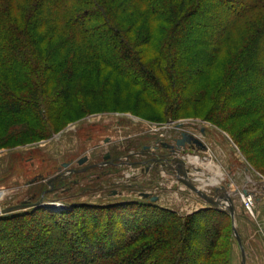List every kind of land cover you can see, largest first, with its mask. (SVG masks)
Segmentation results:
<instances>
[{"label": "trees", "instance_id": "1", "mask_svg": "<svg viewBox=\"0 0 264 264\" xmlns=\"http://www.w3.org/2000/svg\"><path fill=\"white\" fill-rule=\"evenodd\" d=\"M205 1L0 0V129L7 130L4 135L0 131V147L21 134L47 136L45 125H39L44 120L42 100L58 107L73 105L77 112L96 105L98 92L108 83L96 88L80 83L74 74L77 64L90 61L138 87L152 103L166 106L161 118L178 115L190 100L210 102L208 115L224 123L264 115V0H213L222 5L221 15L235 7L230 18L220 19L211 37L184 38L188 20L205 21ZM132 9L147 23L170 24L155 43L153 67L137 52L138 44L151 46V30L136 43L117 27L119 12ZM254 14L261 17L257 26L233 43L234 30ZM228 47L237 49L228 64L221 65L220 83L202 86L194 92L200 97L186 95L179 103L173 94L184 95L187 86L196 87ZM54 71L58 76H51ZM163 76L168 88L160 85ZM51 82L58 84L56 89ZM179 82L181 90L176 89ZM80 88L90 93V103L78 97ZM260 125L253 120L242 133L253 134ZM228 236L229 213L210 206L185 215L139 202L81 204L63 211L39 207L0 216V264H231Z\"/></svg>", "mask_w": 264, "mask_h": 264}, {"label": "rangeland", "instance_id": "2", "mask_svg": "<svg viewBox=\"0 0 264 264\" xmlns=\"http://www.w3.org/2000/svg\"><path fill=\"white\" fill-rule=\"evenodd\" d=\"M205 2V9L208 7V10L204 9L205 21L197 24L188 20L184 28V38H203L208 37L207 35L211 37V31L217 29V22L220 19L228 20L235 10V7L231 6L221 15V4L213 0ZM141 17L135 14L133 9L119 12L116 24L126 38L136 43L146 31L151 30V46L138 44L137 52L142 55L143 62L153 67L157 58L155 43L162 39L170 24L157 20L147 23ZM260 18V15L254 14L245 21V25L234 30L233 43H240L247 33L251 32L252 27L257 26ZM44 32L41 31L42 34ZM236 49L228 47L222 50L215 65L207 69L196 87L187 86L183 89L186 90L184 95L183 91L181 95L180 92L173 94L178 98V102H182L181 99H185L186 95L187 99L191 95L194 96L196 89L200 90L202 86H217L223 76L221 65L225 67L228 64V59ZM74 68L75 79L80 83L96 88L108 83L107 89L100 90L97 94L99 102L86 106L88 108L84 112H77L78 109L73 105L58 107L55 103L54 105L50 101L42 100L39 105L44 120L39 125H45L44 132L47 136L37 139L22 137L21 134L18 140H11L0 147V209L20 204L22 201L35 203L44 191L52 188L44 193V198L38 205L21 208L2 216L31 212L39 207L63 211L81 204L105 206L122 202H139L170 208L181 215L190 213L197 207H209L195 192L177 181L172 173H158L152 170L145 172V165L132 163L137 158L130 155L132 151L141 150L146 145L158 144L161 139H172L184 129L198 134L206 145L205 149L186 153L189 154L188 162L190 161L188 170L193 175L189 176L190 179L193 178L195 183L210 195L214 194L215 187L224 186L231 194L233 204L238 201V208L234 206V226L244 250V264H264L263 112L253 114L249 118L227 120L224 123L210 118V102L190 100L188 107L178 115L174 116L176 113L172 112L167 118H161L166 106L152 103L146 96L143 97L138 87L114 76V73L100 62L79 63ZM250 74L254 77V73ZM52 75L58 76L55 71ZM47 76L50 77L49 72ZM160 79L162 87L170 86L164 76ZM180 84H177L176 89L181 90ZM57 85L56 82L50 83L53 89H56ZM212 86L210 88L214 89ZM81 88L78 97L87 104L90 103V93ZM150 92L155 95L154 90ZM168 93L170 94V90ZM195 96L198 98L200 94ZM253 120L261 121L259 130L250 135L242 133L246 125ZM201 127L205 133L199 131ZM1 130L3 135L7 132L4 126ZM255 139L258 140V145L254 143ZM106 154L110 155V163L102 161L101 168H84L88 163H99L102 158L106 159ZM83 156H87L88 161L77 164L76 161ZM136 156H140L139 160L145 159L143 154ZM65 163L70 164L66 166ZM76 166H79V170H85L71 175L67 173L69 167ZM218 172L220 177L216 175ZM54 176L63 178L51 186L48 181ZM213 177L217 178L219 183H209ZM139 191L150 192L158 198L156 201L142 198L138 195ZM244 194H250L253 199V205L249 209L242 201ZM232 226L231 219L232 236L227 238L230 245V263L241 264V249ZM194 257L196 259L195 255Z\"/></svg>", "mask_w": 264, "mask_h": 264}, {"label": "water", "instance_id": "3", "mask_svg": "<svg viewBox=\"0 0 264 264\" xmlns=\"http://www.w3.org/2000/svg\"><path fill=\"white\" fill-rule=\"evenodd\" d=\"M175 140H176L175 145L168 147L169 149L168 155H172V157L170 159L168 158L163 161L165 162V167H166L165 169H167L168 171L169 170L174 171L173 175L175 176L176 180L184 184L189 190L195 192L200 198H202L206 203H208L210 207L228 211L232 219V224H233L232 228H233L234 236L241 249V254H242L241 264H244L245 263L244 250L238 232L236 231V228L234 226L235 207L231 198V194L224 188V186H221V187H215L214 194L210 195L207 192H205L200 185L196 184L193 178L190 179L189 177L192 174L188 170L189 154H186L187 148H192L194 150V146L196 147L197 145V146H201L200 149H205L206 145L202 142L200 138L195 136V134L186 130H182L180 133V137L175 138ZM180 151L183 153L181 156H179L178 153ZM104 158H108V156H104ZM152 160L155 159L153 158ZM84 161H85L84 159H80L78 161V164L81 165L82 163H84ZM85 169L83 168L82 170H76V171H83ZM56 177L57 176H54L52 179L48 181V183L51 186H53ZM50 190H46V191H50ZM46 191H44L41 194V197L37 202L31 203L29 201H22L20 204L17 205L6 206L5 208L0 209V215L7 214L21 208H26L28 206L38 205L43 200L44 193ZM139 196L142 198H149L151 201H156L158 198V196L152 195L150 192H145V191L140 192Z\"/></svg>", "mask_w": 264, "mask_h": 264}, {"label": "flooded vegetation", "instance_id": "4", "mask_svg": "<svg viewBox=\"0 0 264 264\" xmlns=\"http://www.w3.org/2000/svg\"><path fill=\"white\" fill-rule=\"evenodd\" d=\"M181 131L182 130H180L178 132L179 134H177L176 136H174L172 139H167V138L161 139V140H159L158 144H155V145H146L141 150L132 151L130 155L132 157H137L136 158L137 160L135 159L132 163L133 164L134 163H140L141 165H145V172L152 170V171H155V172H158V173H160L161 171H163V172L166 171L165 173H169V174L172 173L173 174L174 171H170V170L168 171L167 169H165L166 168L165 167V162H163V161L166 160V159H168V158L170 159L172 157V155H168L169 154L168 147L175 145V141H176L175 138L180 137ZM186 131H189V130H186ZM199 131L201 133H205V131H204V129L202 127L199 128ZM192 133L195 134L194 132H192ZM195 136H197L198 138L201 139V137L198 134L197 135L195 134ZM200 148H201V146H197V145H196V147L194 146V150H198V149L200 150ZM187 151L188 152H191V151H193V149L192 148H187L186 153H187ZM178 153H179V156L182 155V152L181 151L178 152ZM141 154L145 155V159L143 158L144 160L143 159H140L139 160L140 156H136V155H141ZM164 155H166V156H164ZM104 156H108V158H110V155L109 154H106ZM108 158H106V159H103L102 158V160L99 163H88V164L85 165L84 168H86V170L88 168L89 169L90 168H101L102 166H100V163H101V165H103V162L102 161H104V163H106V164L110 163L108 161ZM153 158L155 160H152ZM80 159H84L85 160L84 163L88 161V157L87 156L79 157V159L76 161L77 164H78V161ZM113 163H111V164H113ZM65 164H66V166H69L70 163H65ZM76 170H79V166L78 167L77 166L76 167H69L67 173H70V175H71L72 173L78 172ZM62 178H63L62 176L56 177L54 183H57L59 180H62ZM174 178H175V176H174ZM55 188L56 187H53V189H55ZM140 192H142V191H139L138 192V195H139ZM113 194H115V193H113Z\"/></svg>", "mask_w": 264, "mask_h": 264}, {"label": "built area", "instance_id": "5", "mask_svg": "<svg viewBox=\"0 0 264 264\" xmlns=\"http://www.w3.org/2000/svg\"><path fill=\"white\" fill-rule=\"evenodd\" d=\"M242 201L245 203V206L249 209L253 205V199L250 194H244L242 196Z\"/></svg>", "mask_w": 264, "mask_h": 264}, {"label": "bare ground", "instance_id": "6", "mask_svg": "<svg viewBox=\"0 0 264 264\" xmlns=\"http://www.w3.org/2000/svg\"><path fill=\"white\" fill-rule=\"evenodd\" d=\"M193 158V157H192ZM191 158H189V160H190ZM196 161V160H195ZM190 162V161H189ZM194 162V161H193ZM212 164V163H211ZM216 175H219V177H220V173L218 172ZM213 180V181H212ZM220 180V179H219ZM203 183V182H202ZM207 183V182H206ZM209 183H211V184H217V183H219V181L217 180V178H215V177H213V178H211V182H209ZM0 196H1V193H0ZM46 203H48V202H46Z\"/></svg>", "mask_w": 264, "mask_h": 264}, {"label": "crops", "instance_id": "7", "mask_svg": "<svg viewBox=\"0 0 264 264\" xmlns=\"http://www.w3.org/2000/svg\"><path fill=\"white\" fill-rule=\"evenodd\" d=\"M166 176H167V174H165ZM238 201H235V205L234 206H236V208H238V203H237ZM166 207V206H165ZM199 207H197L196 209H198ZM195 209V210H196Z\"/></svg>", "mask_w": 264, "mask_h": 264}]
</instances>
